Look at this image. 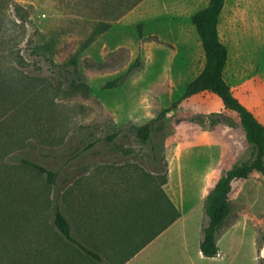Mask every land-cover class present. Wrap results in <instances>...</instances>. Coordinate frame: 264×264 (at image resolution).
<instances>
[{"label":"rangeland","instance_id":"obj_1","mask_svg":"<svg viewBox=\"0 0 264 264\" xmlns=\"http://www.w3.org/2000/svg\"><path fill=\"white\" fill-rule=\"evenodd\" d=\"M208 1L0 0V264H59L54 254L68 245L56 205L105 264L107 225L150 193H162L164 221L174 218L167 190L207 224L217 181L255 153L217 95L174 105L206 63L191 17ZM219 31L225 77L264 123V0H227ZM147 123L150 142L137 131ZM231 242L245 264L258 254L264 264L262 173L237 187L219 233L221 249Z\"/></svg>","mask_w":264,"mask_h":264},{"label":"trees","instance_id":"obj_2","mask_svg":"<svg viewBox=\"0 0 264 264\" xmlns=\"http://www.w3.org/2000/svg\"><path fill=\"white\" fill-rule=\"evenodd\" d=\"M226 1L209 0L205 7L198 10L191 17V21L195 25L202 41L206 63L200 74L188 83L183 95L174 104L178 106L187 98L204 92H211L217 95L222 100L225 110L238 116L246 130L247 140L255 148L253 157L233 167L223 175L207 197L206 214L208 222L203 227L201 251L208 257H214L220 253L219 233L232 212V202L237 187L251 178L255 173H262L264 175V123L239 99L225 77L229 50L220 38L219 24ZM137 131L139 137L144 142L152 140L153 127L150 123L138 126ZM152 149L154 159L158 160L161 149L155 144L152 146ZM24 162L41 174H46L52 181L57 177V172L37 162L27 159H24ZM166 182L167 177H165L163 185ZM164 195L168 199L169 205L174 209L173 220H175L180 216V213L165 191ZM54 224L68 245L65 252L61 251L62 253L54 254L57 255L54 260L56 263L60 260L59 255H62V263L65 264H80V261L89 259L98 263L104 261L100 252L85 245L75 235L72 222L57 205L54 209ZM107 228L104 231V235L106 234L105 237L108 238L117 237V233L121 231L119 225L111 227L109 224ZM92 232L94 233L96 230L93 228ZM53 253L54 251L52 250L51 255Z\"/></svg>","mask_w":264,"mask_h":264},{"label":"crops","instance_id":"obj_3","mask_svg":"<svg viewBox=\"0 0 264 264\" xmlns=\"http://www.w3.org/2000/svg\"><path fill=\"white\" fill-rule=\"evenodd\" d=\"M165 192L180 216L164 221L163 195L161 192L150 193L146 200L145 197L140 200L137 211L128 220L118 223L121 231L117 237L108 239L107 264H245V261H250L239 255L236 244L232 242L226 250L219 246V255L206 256L201 251L203 227H198L197 217H187V209H181L174 195L167 190ZM59 258V264H65L62 263V255ZM103 259L102 263L94 264H105L104 256ZM252 260L260 264L261 256L258 254Z\"/></svg>","mask_w":264,"mask_h":264}]
</instances>
